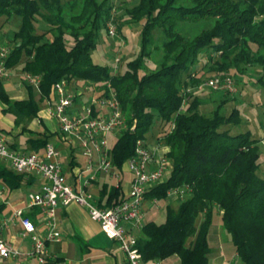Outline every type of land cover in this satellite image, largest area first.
<instances>
[{"label": "trees", "instance_id": "trees-1", "mask_svg": "<svg viewBox=\"0 0 264 264\" xmlns=\"http://www.w3.org/2000/svg\"><path fill=\"white\" fill-rule=\"evenodd\" d=\"M112 9L113 0H0V22L4 17L20 21L6 66L13 69L20 64L24 73L42 79L39 88L23 79L29 93L23 100H12L1 83L4 112L13 114L19 127L38 117L41 104L53 97L61 80L87 81L103 89L110 85L128 125L112 147L115 168L123 170L137 142L147 141L159 119L172 173L146 197L166 200L172 189H186L192 197L177 210L168 207L164 223L146 222L138 244L144 261L161 262L177 255L181 264H209L213 253L209 235L218 211L243 263L264 264V178L258 175V143L264 137L259 141L250 132L232 135L225 125H239L240 110L222 114L224 99L209 116L202 112L204 101L191 92L203 83L204 73L197 69L202 56L208 59L203 67H210L216 76L235 77L250 67L260 68L257 82L264 88V0H138L128 14L135 22L144 21L143 49L124 72L119 71L121 60L112 68L92 59L98 32L106 27ZM209 19L212 26L205 25ZM41 24H45L42 33ZM194 24L200 33L182 27ZM154 30L160 31L158 38ZM157 40L164 48L160 67L141 73ZM52 136L40 134L28 143L39 151ZM25 177L0 165V184L11 192L32 183ZM101 187L100 206L126 201L121 183L103 182ZM4 208L0 205V212Z\"/></svg>", "mask_w": 264, "mask_h": 264}, {"label": "built area", "instance_id": "built-area-1", "mask_svg": "<svg viewBox=\"0 0 264 264\" xmlns=\"http://www.w3.org/2000/svg\"><path fill=\"white\" fill-rule=\"evenodd\" d=\"M108 33L119 36L113 22L108 25ZM10 51L5 44L0 47V84L13 77L11 69L6 66ZM116 63H119V59ZM24 78L36 88H39L42 81L41 76L32 73L25 74ZM81 82L87 83L84 90L74 87L76 81L61 80L54 87V96L47 99V103L53 105L51 117L56 120L57 132L61 133L62 140L73 153L78 151L86 160L84 165L76 166L72 181L62 164L61 151L50 141L42 152H26L13 147L7 137L0 135V165L8 166L16 174H24L26 178L37 175L45 181L41 190L26 194L21 207L15 208L8 215L0 212V261L23 258L37 264H52L55 258L50 255L48 245L61 240L57 210L63 205L78 204L87 210L90 218L99 223L109 239L117 242L127 255L128 264H160L158 261H144V255L138 248V232H142L147 222L146 192L163 182L165 172L172 167V161L167 152L161 153L160 146L150 150L144 140L138 141L135 154L124 164L132 175L126 201L112 207L100 206L101 201L95 196L93 186L99 183L101 176L105 174L114 179L117 185L122 181L123 170L116 169L113 164L114 145L110 138H116L128 129L127 117L116 90L110 85L100 89L104 91L100 96H89L91 104L86 105L83 98L91 84ZM237 87L234 80L226 75L211 77L200 85V90L208 88L216 92L236 94ZM74 106L81 107V110L72 112ZM131 129L134 130V127ZM8 191V187L0 184V205H6ZM173 191L182 198L186 193V189H172L168 195ZM160 200H151V207H158ZM36 208L45 217L44 234L40 233L37 223L28 213ZM11 225L19 226L20 238L31 240L32 246L28 252L15 248L4 237L3 234Z\"/></svg>", "mask_w": 264, "mask_h": 264}, {"label": "rangeland", "instance_id": "rangeland-1", "mask_svg": "<svg viewBox=\"0 0 264 264\" xmlns=\"http://www.w3.org/2000/svg\"><path fill=\"white\" fill-rule=\"evenodd\" d=\"M69 0H63V2H68ZM81 0H78L80 2ZM103 1V0H99ZM138 4V0H113V9L111 11V17L108 19L106 23V27H102L98 32V38L96 42V47L94 51H92V59L93 62L97 65L101 64L103 66L115 67L117 59L121 60V64H118L119 71L124 72L127 68L128 61L134 60L141 52V28L144 21L135 22V18L128 14V10H131ZM113 22V24L117 28V32L119 36H111L108 33V25ZM20 24L19 18L14 17L12 20L2 18L0 22V37L3 39L2 44L4 43L7 47L13 46V33L18 28ZM208 24V25H207ZM213 20L209 19L208 22L205 23L207 26H212ZM184 27L185 32L192 31L200 33V28L198 24H194L191 26H182ZM39 32L42 33L45 28V24H41L39 27ZM154 34L158 38L161 34L159 30H154ZM47 38L50 39L48 36ZM68 42L71 44L72 39H68ZM152 55L147 59V63L141 69V73L148 74L154 71V69H159L160 62L163 56L162 49L160 45V40L155 42V45L152 47ZM162 52V53H161ZM201 61L198 62V70L199 72L204 73L202 76L203 83L207 80H210L211 77H218L213 72H211L210 67H203L204 63L208 61L206 56L201 57ZM220 60V59H217ZM22 65L18 64L16 68L11 69L12 76H17L18 74L24 77L26 73L22 71ZM203 67V68H202ZM260 68L258 67H250L245 74L233 76L234 83L238 86V91L236 94H229L228 92H216L213 90H209L208 88L200 90L197 88L196 90L191 89V92L194 95H198L203 102L202 112L209 116L212 115L213 110H215L221 102L226 99L224 102V106L221 109L222 114H230L233 109H239L242 117V122L239 125H225V128L230 130L232 135H237L240 132L247 133L250 132L252 135V139L261 140L264 137V88L257 82V77L262 73ZM197 73V71H196ZM37 76V75H36ZM219 77H223V75H219ZM13 80H16L13 78ZM17 81V80H16ZM19 81V80H18ZM76 81V80H73ZM202 83V84H203ZM90 84V83H88ZM201 84V85H202ZM87 83L77 82L74 87L77 89L84 90L86 88ZM23 86V84H22ZM101 88H104L103 85L100 86H89V91H86L85 96L83 98L84 103L91 104V100H89V96H100V94L104 91H100ZM100 92H99V91ZM26 91V88H21L20 90L13 87L10 89V97L12 100H15L18 96L23 94ZM20 94V95H19ZM54 96V94H53ZM48 99V98H47ZM45 99L43 105H45L48 100ZM80 111L81 107L74 106L73 111ZM15 117L13 114L8 112H3L0 115V129H12L13 123L15 122ZM161 123L159 119H156L154 126L151 129V132L147 135L146 144L150 150H154V147L157 146V142L161 145H165L163 142V135L165 130H161ZM26 126L30 129H35L36 132H39L40 126H38L36 117H33L29 122L26 123ZM169 127V126H168ZM17 131L18 128H15ZM28 136L26 133L20 134L17 139V144L24 147L25 137ZM111 143L113 145L116 143L117 137L111 136ZM162 142V143H161ZM64 148H61V159L63 166L67 167L68 159H70L69 155L71 154V149L69 146L64 145ZM67 147V148H66ZM259 154L260 155V167L258 170V175L261 178H264V141L258 143ZM77 160H79L80 164L85 163V158L78 152L75 151ZM159 154L157 153L156 157L158 158ZM172 167L170 166L165 172V176L163 181H166L172 173ZM123 185L126 187V183L128 182L131 174L127 170L126 166L123 171ZM41 181V178H39ZM39 181V182H40ZM102 185L103 182H107L108 184H116V181L110 177H107L103 174L99 180ZM38 189L35 188H27L25 186L22 187L20 192L17 195L22 200L26 196V194L30 191H35ZM16 193L14 195H16ZM11 194V190L8 191V195ZM192 198L191 193L188 191L183 195V198L179 193L172 192L168 195L166 200L161 199L158 207L151 208V201L145 203V208H147L146 220L153 221L155 223H164L166 219V213L168 207L172 209H178L181 203L186 201L187 199ZM203 220V215L201 214L198 218V225L201 224ZM214 225L211 227L210 235H209V243L212 248V252L210 255V263L209 264H244L243 261L237 256L236 248L231 240L230 234L223 227L222 219L217 211L214 218ZM64 244L54 245L53 248L63 247ZM161 264H181L177 255L172 257L168 261H161ZM0 264H37L35 261L28 262L26 259H12L10 260H2Z\"/></svg>", "mask_w": 264, "mask_h": 264}, {"label": "crops", "instance_id": "crops-1", "mask_svg": "<svg viewBox=\"0 0 264 264\" xmlns=\"http://www.w3.org/2000/svg\"><path fill=\"white\" fill-rule=\"evenodd\" d=\"M4 44V43H3ZM15 78L16 80H13ZM24 77L21 74L14 76L8 80H4L3 87L7 91V94L10 93V89L15 87L16 89L20 90L21 88H25L24 85ZM19 80V81H18ZM23 84V86H22ZM10 95V94H9ZM20 95V94H19ZM29 93L26 91L18 96L15 100L18 99H26ZM11 98V97H10ZM45 102V101H44ZM41 109L36 118L38 126H40L39 132L36 130L30 129L24 124H21L19 127L13 123L12 129H0V135L7 137L10 144L15 148L23 149L26 152H34L37 150H33L28 143V140L33 137H38L40 134H47L50 133L53 136L50 139V143H53L56 147L64 148V141L61 138V133L57 132V123L56 120L51 117V111L53 105H49L46 103L43 105L41 104ZM6 109V104L3 103L0 99V115L3 114L4 110ZM42 120L41 123H39ZM15 121V120H14ZM15 128H18L16 131ZM26 133L28 136L25 137L24 147L17 144V137L20 134ZM162 143V142H161ZM157 146H160L161 153H166L167 148L165 145H161L157 142ZM157 146L154 147L157 148ZM67 148V147H66ZM44 149H41L37 152H42ZM70 159H68V165L65 169L67 174L69 175V179L72 181L73 176L75 175V169L77 165H84L80 164L79 160H77L76 155L71 150V154L69 155ZM65 168V167H64ZM127 168V167H126ZM125 166L123 167V171ZM123 174H125L123 172ZM123 174H122V181L121 184L123 185ZM131 174V173H130ZM26 178V177H25ZM40 177L37 175L31 176L26 178L27 181L32 183H28L25 185L27 188H35L41 190L42 185L45 183L43 179L39 180ZM132 179V175L130 176L128 182L126 183V187L123 186L124 192L126 197L128 196L130 182ZM40 181V182H39ZM117 185V182L116 184ZM93 191L97 199L100 200V189H102L100 182L93 186ZM22 189V188H21ZM21 191V190H20ZM17 191V192H20ZM16 192H11V194L6 198V205L3 211L6 215L12 212L15 208L21 207L23 204L24 199L22 200L19 198ZM148 199V198H147ZM150 202V200H146V203ZM152 208V207H151ZM33 220L37 223L38 229L40 233L44 234L46 232L44 224V218L41 210L36 208L33 212H28ZM57 220H58V230L61 233V240L59 242H51L48 245V250L50 255L55 258L52 264H128L127 262V255H125L122 250L119 248L117 242L108 238L106 233L103 232V228L99 225V223L95 222L91 216L88 214L87 210L80 205L71 204L69 206L63 205L60 206L57 210ZM148 221V220H147ZM129 227V226H128ZM19 226L18 225H11L8 230L5 231L3 234L4 237L8 242H11L15 248L19 250L28 252L31 248V240L30 239H22L19 236ZM138 235L142 236V232ZM57 244H64L63 247L60 248H53L54 245ZM171 258L167 259L166 261L170 260ZM165 262V261H164ZM161 264V263H160Z\"/></svg>", "mask_w": 264, "mask_h": 264}]
</instances>
